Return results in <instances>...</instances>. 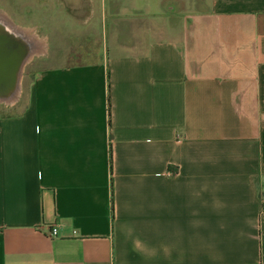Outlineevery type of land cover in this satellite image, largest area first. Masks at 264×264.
Listing matches in <instances>:
<instances>
[{
    "label": "crops",
    "instance_id": "crops-1",
    "mask_svg": "<svg viewBox=\"0 0 264 264\" xmlns=\"http://www.w3.org/2000/svg\"><path fill=\"white\" fill-rule=\"evenodd\" d=\"M0 8L57 63L0 114V264H264V0Z\"/></svg>",
    "mask_w": 264,
    "mask_h": 264
},
{
    "label": "water",
    "instance_id": "water-1",
    "mask_svg": "<svg viewBox=\"0 0 264 264\" xmlns=\"http://www.w3.org/2000/svg\"><path fill=\"white\" fill-rule=\"evenodd\" d=\"M30 46L16 32L0 23V99L10 98L20 83V74L30 54Z\"/></svg>",
    "mask_w": 264,
    "mask_h": 264
},
{
    "label": "rangeland",
    "instance_id": "rangeland-1",
    "mask_svg": "<svg viewBox=\"0 0 264 264\" xmlns=\"http://www.w3.org/2000/svg\"><path fill=\"white\" fill-rule=\"evenodd\" d=\"M5 1L8 2V0H2V2H5ZM0 11H2L1 8H0ZM39 35H40V32H39ZM71 62H75V61H70V63ZM53 64H57V63L51 62L48 60L47 47L45 48L44 53L35 54V56H33L29 61H27L23 67L20 97L14 103L9 104L6 102H0V114H10L16 105L23 106L28 99L29 90H30V87L32 85V82L36 74L41 69L51 66Z\"/></svg>",
    "mask_w": 264,
    "mask_h": 264
},
{
    "label": "bare ground",
    "instance_id": "bare-ground-1",
    "mask_svg": "<svg viewBox=\"0 0 264 264\" xmlns=\"http://www.w3.org/2000/svg\"><path fill=\"white\" fill-rule=\"evenodd\" d=\"M0 23L3 24L5 27L11 29V31H15L17 34L23 37L25 41L29 44L31 50L26 62L29 61L33 56H35V54H40L41 52H43L44 43H45L44 39L41 36H39L34 30L20 28L14 25V23L9 19V17H7V15L4 14V12L2 11H0ZM22 73L23 70L20 74V83L17 88V91L10 98H7L5 100L0 99V102H6L10 104L18 100L21 93Z\"/></svg>",
    "mask_w": 264,
    "mask_h": 264
},
{
    "label": "built area",
    "instance_id": "built-area-1",
    "mask_svg": "<svg viewBox=\"0 0 264 264\" xmlns=\"http://www.w3.org/2000/svg\"><path fill=\"white\" fill-rule=\"evenodd\" d=\"M259 201H260V206H261V214L264 215V189H262L260 191V194H259ZM58 232H59V229H58V226L55 225L52 227V229L50 230L49 232V236L51 238H54L58 235Z\"/></svg>",
    "mask_w": 264,
    "mask_h": 264
}]
</instances>
